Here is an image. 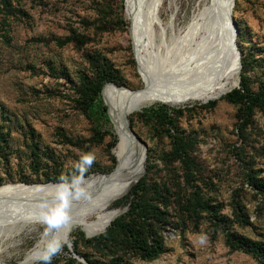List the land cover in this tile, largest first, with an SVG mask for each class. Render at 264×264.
Listing matches in <instances>:
<instances>
[{"label": "rangeland", "instance_id": "1", "mask_svg": "<svg viewBox=\"0 0 264 264\" xmlns=\"http://www.w3.org/2000/svg\"><path fill=\"white\" fill-rule=\"evenodd\" d=\"M218 1L0 0V186L64 184L0 196V264H85L68 262L73 254L62 246L69 238L104 263L264 264L226 244L229 231L264 247V193L252 179L264 182V107L240 123L239 105L221 98L238 86L241 64L229 51L232 28ZM232 16L246 82L257 92L264 88V0H234ZM99 66L112 70L116 86L105 98L100 93L92 110L81 88ZM148 82L172 90L127 115L149 156L139 177L147 179L145 197L156 216L145 224L164 245L152 261L120 237L85 240L123 212L107 208L123 193L102 202L98 190L73 187L117 165L110 90ZM158 104L179 109L173 126L141 115ZM198 201L206 207L194 215ZM31 253L38 257L24 262Z\"/></svg>", "mask_w": 264, "mask_h": 264}, {"label": "trees", "instance_id": "2", "mask_svg": "<svg viewBox=\"0 0 264 264\" xmlns=\"http://www.w3.org/2000/svg\"><path fill=\"white\" fill-rule=\"evenodd\" d=\"M119 10L121 14V6L119 7ZM239 29L240 28L238 26L237 31H239ZM244 57L245 56L240 57L241 78L239 80L238 86L234 87L225 95L221 96V98L225 101L239 105L237 118L240 123L246 121L255 108L264 107V88L254 92L249 88V85L246 82V76L244 74L246 60ZM115 81V75L112 70L100 66L95 68L93 76L81 88V95L83 97L84 103L93 110L96 105L101 104L100 93L105 98L106 91H108L111 87L116 86L110 82ZM214 103L215 101H210L208 104L211 106ZM104 109V106H102L101 114H104V117L107 118ZM179 112V109L170 107L166 104H158L143 109L141 115H145L147 118L153 119L159 126L170 127L173 126L175 116ZM165 131L169 132V130ZM117 141L118 136L117 140L115 136H113L110 146L115 142L117 144ZM172 142L175 152L179 154V151L182 149L181 139L178 136H174ZM148 157L149 156L147 155L145 162L148 161ZM179 157H181V155H179ZM252 179L254 187L260 192L264 193V182L256 180L255 178ZM146 186L147 179L145 175H142L137 179V181L130 185L120 197L117 198V201L114 199L108 203L107 208L119 209L123 210V212L110 222L103 233L90 239H85L84 234L81 231L78 232V235L90 243L110 242L112 239L120 237L122 240H124L126 243H129L133 248L136 249L141 259L145 261H152L156 259L163 252L164 245L161 238L152 236L148 233L147 226L145 224L147 220L156 216L152 205L145 197ZM112 203L113 205L110 206ZM205 207L206 206L201 204L200 201L194 203V215H197V208L203 209ZM211 213L214 217H217L216 211H212ZM218 221L222 222V219L218 218ZM225 238L226 244L230 249H240L245 253H254L255 255L259 256L262 262H264V247L261 246V243L247 240L245 237L238 236L229 231L225 232ZM69 243L63 245L62 249L69 254L72 253L82 257L87 264H119L114 261L110 263H104L98 261L97 259H91L87 255L81 254L77 250V244L74 239L69 238ZM69 245L72 247L71 250L69 249ZM67 260L68 262L72 263L76 260V258L72 256L68 257Z\"/></svg>", "mask_w": 264, "mask_h": 264}, {"label": "bare ground", "instance_id": "3", "mask_svg": "<svg viewBox=\"0 0 264 264\" xmlns=\"http://www.w3.org/2000/svg\"><path fill=\"white\" fill-rule=\"evenodd\" d=\"M232 1L234 0L218 1L219 5L221 7L223 6L222 8L224 14L223 17L221 16L223 18L222 19L223 22L227 20L230 7L232 8L233 6ZM229 45L231 46V40L229 42ZM230 46H229V51H230ZM233 54L236 56L235 53ZM171 91L172 90H165L162 88L154 87V85L152 86V84L149 82L146 83V85L139 90H127V89H117V88L111 89L110 92L108 93V99L110 100V105L112 109L111 110L112 117L110 118L119 137L117 143V149H116L117 165L115 167V170L106 177L89 176V177L80 178L73 183V187L77 189L88 187L89 189L98 190L96 195H103V198L101 200L102 202L109 201L112 198H115L121 195L122 193H124L126 191V188L130 186L132 183H134L143 172V155L141 151L142 149L137 144L135 137L132 135V133L129 130V127L127 126L128 125L127 115L128 113H131L135 108H137L140 104H142L149 98H153L158 95L172 94ZM185 93H187V91H185ZM60 188H63V185L9 184V185L0 186V196L7 195L8 193L11 192L16 193L19 191H32V192L50 191L51 192L54 190L58 191ZM8 210L10 209L8 208ZM61 234L62 233H60V235ZM37 257H38L37 254H33V253L27 254V256L24 258V262L33 261Z\"/></svg>", "mask_w": 264, "mask_h": 264}, {"label": "water", "instance_id": "4", "mask_svg": "<svg viewBox=\"0 0 264 264\" xmlns=\"http://www.w3.org/2000/svg\"><path fill=\"white\" fill-rule=\"evenodd\" d=\"M234 4V1H232V5ZM226 22H228V24L230 25V27L232 28L231 30V46H230V50H232L233 53H236V58H237V63H238V67L240 68V51L237 49V46H236V35H237V26L235 24V21L233 19V16H232V8L230 7V11L228 13V17H227V20ZM129 130L130 132L132 133V135L136 138V140L140 143L143 151H142V155H143V171L145 170V160H146V146L145 144L136 136V134L133 132L132 128L129 127ZM137 181V180H136ZM46 184H50L49 183H46ZM64 185V184H63ZM125 209V208H124ZM69 249L71 250V246L69 245ZM73 257H75L76 259H78L79 261L86 263V261L82 258V257H79L78 255L76 254H73Z\"/></svg>", "mask_w": 264, "mask_h": 264}, {"label": "snow or ice", "instance_id": "5", "mask_svg": "<svg viewBox=\"0 0 264 264\" xmlns=\"http://www.w3.org/2000/svg\"><path fill=\"white\" fill-rule=\"evenodd\" d=\"M58 221H49V224H50V226L51 227H56V226H58ZM53 251H54V249H53ZM45 259H47V258H45Z\"/></svg>", "mask_w": 264, "mask_h": 264}]
</instances>
